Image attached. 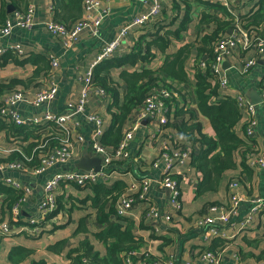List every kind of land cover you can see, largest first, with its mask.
<instances>
[{"label":"crops","instance_id":"obj_1","mask_svg":"<svg viewBox=\"0 0 264 264\" xmlns=\"http://www.w3.org/2000/svg\"><path fill=\"white\" fill-rule=\"evenodd\" d=\"M226 1H228V7L225 9L228 16L225 15V17H229L232 20L241 13H245L244 16H249L259 2V0H160L161 13L158 19L155 20L162 28L161 33L167 29H173V31L180 30L181 42L172 41L171 50L175 51L184 44H193V46H195L198 37L197 33L201 29L199 26L200 14H213L215 12L214 14H218V17H221V14L215 7L223 6ZM29 5L34 6L32 17L34 28L32 30H14L8 36L0 34V48L9 49L19 44L23 51V54L20 56L9 55L11 58L7 63L0 66V82L10 78L27 79L31 77L34 70L38 66H41L42 61L47 60L44 56L46 53H49L58 59V65L53 71V80L58 90L55 101L47 106L35 108L31 106L29 102L33 98L35 92L44 87L46 81L44 80L45 76L42 75L38 79L37 84L33 83L31 86L22 88L20 91L24 92L25 98V102L21 104L22 118H41L46 110L54 114L65 113L67 103L76 101L77 94L82 87L80 78L85 76L89 64L94 61L102 45L115 39L119 35L120 29L131 23L134 17L146 15L150 10L149 0H100V7L92 10L94 14L103 12L105 9L107 10V12L104 13V22L100 29V40H96L93 37L91 28H85L78 34L77 42L69 50L64 51L60 41L55 39L45 27L46 23L53 22L52 0H29ZM6 10V20L13 22L15 20V11L8 13V6ZM83 15L84 10L82 17ZM155 20L153 19L151 22ZM155 30H157V28L154 26L148 28H130L121 47L109 59H125L135 51L139 43L144 49L146 45L142 44L144 41H140V37H144V40L147 39L145 40L146 42L150 40L149 33ZM149 44L153 45L152 42H149ZM153 53L154 58L151 60L150 65L146 66L148 68H160L165 56L158 51H154ZM237 54V57L232 56L225 61L227 68L224 70L227 77L230 79V88L224 92L223 96L235 101V97L238 94H243L247 101L250 102V97H248V95L255 94L257 97H260L263 63L258 61L256 64L257 67L249 74L241 75L238 72L241 67L240 59L250 58L254 53L251 50L240 51L238 49ZM123 63L127 62L124 61ZM192 63L193 59L186 62L187 69L192 66ZM142 66L143 65H141L140 69ZM116 80H118V78H116ZM118 86L119 88L117 89L120 91V95L117 96L116 100L109 94L106 98L95 94L90 97L87 105V112H96L102 117L103 135L111 124L112 114L117 111L114 102H116V105L121 104L120 87L123 88L124 85L119 81ZM180 87L185 94L184 103L188 107L194 108L193 84L189 82V84H184ZM3 94L7 93L4 92L1 95ZM258 104L259 103L255 104L258 108L255 109L254 117L256 124L251 138L247 137L244 132V125L247 123V114L244 110L238 108L236 104L242 117L237 127L233 130L241 139L247 138L245 140H248L250 143L248 148H253V150L245 151L244 149H240L235 151L233 157L236 168L225 174L217 192L207 193L201 196L195 195V190L201 179V174L191 165L192 157L190 156L182 167L185 174V181H182L180 184L182 208L172 216L170 226L166 231V227L163 226L159 234H154L151 224L139 214L140 210L133 211L134 217L126 218L134 222L135 227L133 228V233L135 239L141 243L139 250L148 251L153 256H168L175 254L181 264H185L186 262L200 264V255L203 250L212 245L210 244L211 242L215 241L219 243L218 241H226L224 248L221 249L222 264H256L264 258V212L258 214L254 222L244 230L232 233L226 232V240L214 237L204 241L199 233L194 234V231H190L191 226H189L190 221L196 219L198 214L202 212H209L211 216L219 215L222 210L221 208L226 209L230 194L241 195L249 199L250 197L264 192V169L259 170L249 164L250 156L253 157L258 153L264 154V109H261ZM106 114H110V121H107ZM170 118L172 119V113L170 114ZM199 121L203 127V132L211 137L213 132L207 120L199 117ZM80 122L82 124L81 130L84 131L86 135H89L92 126L84 119H80ZM156 128L157 126L154 123H143V128L131 143L132 150L136 151V156L140 158L139 162L136 164L123 163L119 165V171L114 172L112 177L104 184L107 189L120 186L123 191H125L128 185L142 177L149 174H161L160 167L155 169L152 166L157 154L161 152L164 146L172 149L175 142H188L183 135L179 134L180 132L176 130V127L172 125L169 127L166 125L163 130V135L160 137L153 133ZM5 131L6 130H0V148L21 147L23 149V146L29 143V140H24L22 135L16 137L14 133L12 137L16 138H12L10 135L7 136ZM106 146L112 148V145ZM85 148H79L78 151L76 150L75 157L69 162L47 168L39 176L31 175L29 172L20 173L16 170L4 167L2 165L3 163H0V167L2 168L0 171L1 186L13 191V189L2 181L3 178H7L18 181L23 189H27V191H24V201L21 204V221H28L29 219L37 217L38 205L42 198L44 182L56 173L75 170V165L79 162V158ZM23 153L25 152L23 151ZM197 153L196 151L195 155ZM1 159L2 158H0V160ZM243 159L246 162V166L251 171L250 174H246L240 165ZM237 180L239 181L238 186L230 190L229 183ZM3 193L4 192L0 190V221H5L9 214V211L4 207L6 196ZM94 198L95 193L89 187L78 188L71 184L62 186L57 191L58 207L61 205V208H67L70 212H65L64 208H62L63 212L57 213V224L50 226L52 227L50 229L46 228L36 240L28 237V234L22 229L21 226L26 225L25 222H21L20 225L14 226L10 230V235L0 237V264H30L33 258L43 259L52 264H71L66 256L67 251L77 247L78 244L85 241L93 243L100 255H105L103 245L97 242L94 237L95 233L106 228V224H101L96 219V214L98 213L97 208L103 204V198L99 200L96 199V201H94ZM80 201L84 202L82 203ZM156 202H159V200L156 199ZM74 204L78 205L77 208L81 210L74 209ZM109 207L110 203L104 205L106 211ZM211 207H213L214 210H211ZM248 208L249 205L247 202H240L239 217L237 220H241L247 215ZM82 218L85 219L84 224L86 230L85 232L78 233L76 228L79 220ZM110 219L113 220L111 217ZM248 237H250V242L246 241ZM161 239H169L171 240V244L169 246H164ZM58 242L62 243H60L56 250L53 251L49 248L55 246ZM16 247H24L32 250L33 255L30 259L23 260L20 263H14L10 261L9 256L12 249ZM234 255L239 257V261L234 258ZM138 260L139 254L137 257H134L133 262L137 263Z\"/></svg>","mask_w":264,"mask_h":264},{"label":"built area","instance_id":"obj_2","mask_svg":"<svg viewBox=\"0 0 264 264\" xmlns=\"http://www.w3.org/2000/svg\"><path fill=\"white\" fill-rule=\"evenodd\" d=\"M150 10L146 15L134 17L131 23L120 29L119 35L112 41L102 45L99 53L94 61H92L85 73V76L80 78L82 84L81 90L78 92L76 101L68 102L67 109L63 114H54L46 110L41 118L37 117H21V104L25 102L24 92L15 91L8 92L0 96V120L12 123L16 126L42 128L40 134L45 142L39 145L38 149H43L44 153L40 157V166L37 168H28L21 163V159L13 160L2 164L4 167L16 170L20 173L29 172L31 175L39 176L47 168L54 165H61L69 162L75 156L76 150L79 148L88 147L90 158L100 159V170L95 171H79L77 169L67 172L54 174L50 179L44 182L42 188V198L38 205V215L36 218L28 221H21V204L24 201V191L20 183L14 179L3 178L2 181L8 187L17 192L20 197L11 206L8 217L5 221H0V237L10 235V230L25 222L26 225L21 226L26 234L37 235L46 230L47 226L55 224L58 215L52 216L57 206V191L65 185L71 184L78 188H84L95 184H105L114 172L119 171L121 164L131 163L136 164L140 158L137 157V152L132 150L131 143L136 138L140 130L143 128V123H154L157 128L154 134L163 135V130L169 120L170 104L172 101H179L183 104V98L177 89L169 88L172 83L164 78L158 81L157 85L153 86L147 93V96L139 109L135 110L123 123L122 137L119 143L112 148H108L101 143L103 136L102 117L94 112H87V105L91 96L97 94L106 98L107 93L104 89H100L93 84V73L95 67L104 60L109 59L121 47L124 38L128 35V30L132 27L146 26L151 20L159 17L161 13L160 0H149ZM84 15L83 17L70 25L58 24L49 22L45 24L47 31L60 41L64 51L69 50L78 39V34L85 28H91L93 37L100 40V29L104 22V13H92V10L100 7V0H84ZM223 4V3H222ZM223 7H228V1L224 2ZM34 6L29 5L23 13H15L13 22L7 20L5 25L0 28V34L3 36L10 35L14 30H32L34 23L32 21ZM241 13L235 17L232 26L226 32L224 37L220 39L213 50L212 62L208 64L206 56L201 58L199 70L204 73L208 69L214 82L218 86L220 95H224L230 88V79L227 77L223 68V64L230 57H237V50L253 51L254 55L247 59H240L241 67L238 72L241 75L249 74L256 66L258 61L263 63L264 67V32L247 31L242 26ZM0 48V55L11 52L14 55L20 56L23 51L19 44L9 48ZM47 60L50 63V70L43 88L38 89L29 104L35 108L47 106L55 101L58 87L53 80V71L58 65V59L49 53H46ZM261 102L258 106L264 109V73L260 88ZM212 101H215L213 98ZM238 108L244 110L247 114V123L244 132L247 137L251 138L255 127V109L257 105L247 101L243 94H238L235 97ZM80 119H84L92 130L89 135L82 131ZM51 141L56 144H51ZM196 146H192L189 142H175L171 149L164 146L153 161V168H161V174H149L132 182L127 186L115 202L116 215L123 218L134 217L133 211L140 210L146 221L151 224L154 234H159L163 226L165 231L169 228L172 216L179 212L182 208L180 199L181 188L180 184L185 181V174L182 167L190 158L192 151ZM17 154L18 158H24L30 161L20 148H0V158L8 159L11 155ZM250 166L256 169H264V154L258 153L249 158ZM2 168L0 167V171ZM237 181H231L229 188L231 190L238 186ZM29 191V190H28ZM156 199L159 202H156ZM247 202L249 205L248 213L241 220L239 217L240 202ZM214 210L213 207L210 208ZM221 213L217 216L209 215V212L198 214L196 219L191 220L189 226L190 231L199 233L204 241L211 238H220L226 240V232L242 231L249 227L255 220L256 216L264 212V192L250 197L244 198L241 195L233 194L228 197V205L226 209L221 208ZM238 222V223H236ZM25 226V227H24ZM199 235V236H200ZM139 254L137 263L133 262L134 257ZM234 258L239 261V257L234 255ZM177 255L168 256H153L148 251H131L123 255L124 264H176ZM82 264H94L88 259H82ZM185 264H192L186 262ZM199 264V263H198ZM200 264H222V251L219 253L210 250H203L200 255ZM256 264H264V258Z\"/></svg>","mask_w":264,"mask_h":264},{"label":"trees","instance_id":"obj_3","mask_svg":"<svg viewBox=\"0 0 264 264\" xmlns=\"http://www.w3.org/2000/svg\"><path fill=\"white\" fill-rule=\"evenodd\" d=\"M84 4V0H52L53 22L70 25L79 21L82 18L83 10H85ZM9 5L14 7L15 13H23L29 6V0H0V28L7 21L6 9ZM215 8L221 14V17H218V14H214L215 12L213 14H200L199 26L201 29L197 33L198 37L195 46L193 44H184L177 50L172 51V41L181 42L180 30L173 31V29H167L161 33L162 28L154 19V22H151V20L146 26H143L144 28L152 26L157 28L153 34L149 33L150 40L145 42L147 39L144 40V37H140L139 40L144 41L142 44L146 45L144 49L139 43L135 51L125 59L104 60L95 67L93 73L94 86L104 89L107 95L109 94L115 100L120 95V91L117 89L119 88V81L124 85L123 88L120 87L121 104L116 105V102H114L117 111L112 114L111 124L101 137L102 144L112 145V147H115L122 137L124 121L135 110L140 108L147 93L153 86L157 85L158 81H162L164 78L168 79L172 83V86H169V88L177 89L183 98V102L185 94L180 86L189 84V82L193 84L194 108L188 107L185 103L180 105V102L176 100L172 101L169 108V120L166 125L168 127L171 125L176 127V130L186 138V141L192 146H196L191 154V165L201 174L199 185L195 190L196 196L218 191L225 174L236 168L233 157L235 151L240 149H244L245 151L253 150V148H248L250 143L248 140H245L247 138L241 139L233 130L237 127L242 117V114L239 113L236 107L235 101L220 95L218 86L214 82L215 79L208 69L204 73L198 68L201 58L205 56L208 59L207 65L212 62L213 50L216 43L224 37L232 26L233 20L225 17V15L228 16L225 7L218 6ZM241 19L242 26L247 31L257 32L262 30L264 32V0H259L257 7L255 6V9L250 15L242 16ZM149 42H152L153 45H150ZM154 51H158L165 56L160 68H148L146 66H149L151 60L154 58ZM9 55L14 54L8 52L0 55V66L7 63L11 58ZM44 58H47L46 55ZM191 59H193L192 66L187 69L186 62ZM124 61L127 63H123ZM141 65L143 66L140 69ZM49 70V61L43 60L41 66H38L34 70L31 77L27 79L10 78L1 81L0 95L4 92L20 91L22 88L31 86L33 83L37 84L38 79L42 75L45 76L44 80H46ZM213 98L215 101H212ZM171 113L172 119L170 118ZM199 117L207 120L213 132L211 137L203 132ZM0 130H6L5 133L7 136L10 135L12 137L15 133L16 137L22 135L24 140H29V143L23 146V151L26 153L27 158H31L30 161H27L24 158H18L17 154H14L8 159H1L0 163L5 164L13 160L21 159V163L29 169L40 166V157L44 151L37 147L45 142L40 134L41 127H19L6 122V120H0ZM51 144H56V142L51 141ZM196 151L198 153L195 155ZM240 165L246 174L251 173L244 159ZM88 187L95 193L94 201L103 198V204L97 208L98 213L96 214V219L99 223L106 224V228L99 230L94 234V237L97 242L103 245L105 255H100L93 243L85 241L78 244L77 247L69 249L66 256L71 264H82V259L84 258L94 264H123L122 255L128 254L131 251H138L141 247L140 241L135 239L133 233V228L135 227L134 222L116 215L115 202L123 192V189L120 186L107 189L104 184H95ZM0 190L6 196L4 207L10 211L11 206L20 195L1 185ZM80 202L83 203L84 201ZM106 203H110L107 211L104 208ZM58 206L59 204L57 203L56 210L52 216L58 215V212H63L62 208L64 207L61 208V205L60 207ZM77 206L74 204V209H80ZM68 210L64 208L65 212H70ZM84 220V218L79 220L76 228L78 233L85 232L86 230ZM43 232L38 233L36 236L30 234L28 237L36 240ZM194 234H197L196 231H194ZM249 239L250 237L246 241L250 242ZM161 240L164 246L171 244V240L169 239ZM218 242H211L210 244L212 245L207 250L219 253L224 248L226 241ZM60 243L58 242L55 246L49 248L54 251ZM24 247L12 249L9 256L10 261L20 263L23 260L30 259L33 251ZM177 260L178 262L176 264H181L180 260ZM30 264L52 263L43 259L33 258Z\"/></svg>","mask_w":264,"mask_h":264},{"label":"water","instance_id":"obj_4","mask_svg":"<svg viewBox=\"0 0 264 264\" xmlns=\"http://www.w3.org/2000/svg\"><path fill=\"white\" fill-rule=\"evenodd\" d=\"M14 7L8 6V13L14 12ZM223 68L226 69V63L223 64ZM249 100L252 104H257L261 102V98L257 97L255 94L248 95ZM101 164L100 159L98 158H90L88 154V147L82 151V155L79 158V162L76 163L75 168L79 171H89L90 169H94L95 171L100 170Z\"/></svg>","mask_w":264,"mask_h":264},{"label":"rangeland","instance_id":"obj_5","mask_svg":"<svg viewBox=\"0 0 264 264\" xmlns=\"http://www.w3.org/2000/svg\"><path fill=\"white\" fill-rule=\"evenodd\" d=\"M152 34H153V32H151ZM106 117H107V121H110V114H106ZM83 214V213H82ZM57 221H58V219H57ZM57 221H55V225L57 224L56 222ZM50 228H52V227H50V226H47V229H50Z\"/></svg>","mask_w":264,"mask_h":264}]
</instances>
